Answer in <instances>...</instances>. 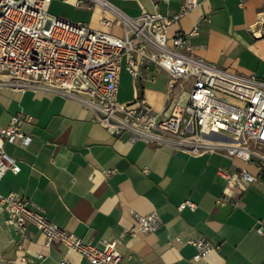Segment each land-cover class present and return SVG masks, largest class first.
Masks as SVG:
<instances>
[{"label": "crops", "instance_id": "1", "mask_svg": "<svg viewBox=\"0 0 264 264\" xmlns=\"http://www.w3.org/2000/svg\"><path fill=\"white\" fill-rule=\"evenodd\" d=\"M183 3L50 0L48 12L94 29H109L99 19H113L111 9L135 17L157 7L173 16ZM196 25L197 34L188 39L194 55L231 72L264 78V0H199L170 24L168 35L189 32ZM158 71L150 65L141 77L132 78L122 66L118 102L143 96L153 108L161 109L170 94L153 87ZM17 112L30 116L22 119L20 130L32 138L26 146L4 143L20 170L4 174L0 194L14 192L36 203L49 220L83 241L99 247L103 239L116 241L121 264H187L194 247L185 241L196 235L216 245L206 257L209 264H264V234L255 229L257 220L264 218V173L248 184L235 180L232 187L225 177L238 167L258 173L254 163L223 150L195 155L131 141L126 131L111 133L77 99L56 91L0 87V126H6ZM105 169L113 171L104 175ZM186 199L196 203L194 210L177 209ZM150 211L159 214L160 227L149 233L131 232L134 213ZM6 218L0 201V264H60L62 260L91 264L62 243L47 246L43 233L33 225L19 235ZM37 254L44 258L38 260ZM21 255L26 262L15 260Z\"/></svg>", "mask_w": 264, "mask_h": 264}, {"label": "built area", "instance_id": "2", "mask_svg": "<svg viewBox=\"0 0 264 264\" xmlns=\"http://www.w3.org/2000/svg\"><path fill=\"white\" fill-rule=\"evenodd\" d=\"M49 2L0 0V87L56 91L77 99L111 133L126 131L131 141L167 145L195 155L223 150L230 157L254 163L258 173L238 167L236 172L225 174L231 187L235 180L248 184L264 173V154L258 151V147H264V78L231 72L194 55L188 39L197 34V25L189 32L178 30L168 35L170 24L196 7L199 0H184L173 16L162 14L157 7L135 17L111 9L113 19H99L109 29H94L52 15L48 12ZM151 64L168 76L170 95L164 106L155 109L143 96L132 102H118L121 67L132 78H139ZM185 84L189 88L183 91L185 99L180 100L177 94ZM24 117L30 118L17 112L6 126H0V179L7 171L20 170L3 145L30 143L31 135L20 130ZM112 171L105 169L103 174ZM0 201L7 211L6 223L19 235L33 225L43 233L47 246L62 243L91 264H121L116 241L103 239L101 247L83 241L49 220L42 207L17 193L0 194ZM196 206L186 199L177 209L194 210ZM134 217L131 232H154L162 223L156 211L134 213ZM255 229L264 234V218L257 220ZM185 242L194 247L187 264H209L206 257L216 245L203 235ZM37 258L44 256L37 254ZM15 260L26 262L23 255Z\"/></svg>", "mask_w": 264, "mask_h": 264}, {"label": "rangeland", "instance_id": "3", "mask_svg": "<svg viewBox=\"0 0 264 264\" xmlns=\"http://www.w3.org/2000/svg\"><path fill=\"white\" fill-rule=\"evenodd\" d=\"M151 66H154V64H151ZM167 80H168L167 74L163 70L159 69V71L157 72V82L153 85V87L161 91L162 90L165 91L167 89V86H166ZM188 88H189V84H185L183 87H181V89H179V99L180 100L185 99L186 94L183 91L184 90L187 91ZM260 149L264 150V147H261Z\"/></svg>", "mask_w": 264, "mask_h": 264}]
</instances>
